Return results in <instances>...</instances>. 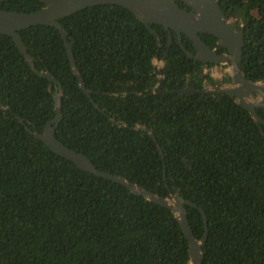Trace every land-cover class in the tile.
<instances>
[{"label":"trees","instance_id":"trees-1","mask_svg":"<svg viewBox=\"0 0 264 264\" xmlns=\"http://www.w3.org/2000/svg\"><path fill=\"white\" fill-rule=\"evenodd\" d=\"M43 6L41 0L0 1L6 10ZM219 7L242 31L244 76L263 79L264 0H219ZM58 21L84 86L105 110L81 89L54 25L19 29L35 67L61 84L58 140L101 170L194 202L185 208L197 238L204 230L201 207L207 218L202 264H264V124L228 93L153 92L159 79L154 58L163 61V90L216 83L203 63L185 54L172 28L150 24L158 48L145 23L115 3L90 5ZM199 36L225 51L215 36ZM181 38L194 51L184 33ZM50 84L12 37L0 33V264H187L188 242L168 207L79 168L18 119L42 131L55 115ZM255 111L264 119V108ZM134 125L151 130L163 155Z\"/></svg>","mask_w":264,"mask_h":264},{"label":"water","instance_id":"water-1","mask_svg":"<svg viewBox=\"0 0 264 264\" xmlns=\"http://www.w3.org/2000/svg\"><path fill=\"white\" fill-rule=\"evenodd\" d=\"M41 1L44 2V6L30 12L0 8V33L10 35L30 68L37 74L46 77L51 82L49 89H51L52 86L56 89V93L53 94L55 115L44 124L42 131L37 129L30 130L27 126L28 120L24 121L20 116H18V119L25 125L26 129H28L30 133L39 138L51 151L74 162L79 168L94 173L97 176L118 182L134 194L141 195L147 200L154 201L162 206L168 207L176 217L181 230L187 239V264H202V246L207 237V218L201 207L198 206V209L204 218V230L201 237L197 238L188 224L187 210L185 208V204L196 206L194 202L181 198L177 191L170 192L168 196L159 195L144 186L131 181L123 175L101 170L97 168L86 155L66 146L58 140L55 132L61 119V84L48 69L38 70L35 67L32 55L26 50L18 30L36 24L54 25L59 30L64 41L71 70L76 75L81 89L88 95L92 104L96 108L105 112V110L100 108L98 103L92 99L89 89L84 86L82 76L76 66L75 58L71 49V43L68 40L65 28L58 20L74 11L90 5L104 3L122 5L132 11L135 16L141 22L145 23V25L152 31L156 37L158 48L159 37L157 31L151 27L150 24L152 23L161 24L167 29L172 28L178 34L179 43L185 54L188 57L193 58L195 61L231 62L230 69L227 71L230 75L229 81H223L212 85L206 84L201 88L185 86L179 89L163 90L160 86L163 77L162 66L155 68L159 79L157 84L154 86L153 92H179L186 95L194 93H228L234 96L238 104L248 110L249 114L258 125L260 123L264 124V119L261 118L255 111L256 108H264V78L259 80L248 79L244 76V73L239 67L242 46L244 44L242 31L236 29L232 21L224 19L219 7V0H182L187 6L191 7V10L180 7L176 0ZM200 32L215 36L218 39L219 45L225 48L227 52L224 54L215 52L201 39L199 36ZM182 33H184L191 40L194 52L188 50L184 46L181 38ZM170 43L171 38L169 39V44ZM167 51L165 55L167 54ZM111 120L120 126H127L125 122H118L114 117H111ZM129 127L131 129L139 127L145 129L156 143L161 155H163L162 148L149 128L145 125H134ZM163 170L165 171V167Z\"/></svg>","mask_w":264,"mask_h":264},{"label":"flooded vegetation","instance_id":"flooded-vegetation-1","mask_svg":"<svg viewBox=\"0 0 264 264\" xmlns=\"http://www.w3.org/2000/svg\"><path fill=\"white\" fill-rule=\"evenodd\" d=\"M205 42V41H204ZM206 43V42H205ZM207 44V43H206ZM219 44V43H218ZM208 45V44H207ZM209 46V45H208ZM222 49H225V48H223L222 46H220ZM194 48V47H193ZM215 52H217V53H220V54H224V53H226L227 52V50L225 49V51H220V49H218V48H212ZM194 52V51H193ZM197 61H199V60H197ZM201 63H203V65H204V71H209V73L211 74V72H210V69L213 67V66H216V65H218V64H221V63H224V64H227V65H230L231 64V62L230 61H228V62H224V61H218V62H213V61H200ZM155 68H157L156 66H155ZM154 68V69H155ZM155 72H156V69H155ZM212 75V74H211ZM225 75H228L229 76V78H230V75L226 72V71H223V72H221V74L219 75V77L218 78H215L213 75V78L216 80V83H220V82H223V81H226L225 79H224V76ZM227 82V81H226Z\"/></svg>","mask_w":264,"mask_h":264},{"label":"rangeland","instance_id":"rangeland-1","mask_svg":"<svg viewBox=\"0 0 264 264\" xmlns=\"http://www.w3.org/2000/svg\"><path fill=\"white\" fill-rule=\"evenodd\" d=\"M153 63L155 64V66L157 68H159V67H161L163 65V61L161 59H159V58H154L153 59ZM229 69H230V65L221 63V64H218L216 66H213L210 69V72L215 78H218L219 75L221 74V72H223V71L227 72Z\"/></svg>","mask_w":264,"mask_h":264}]
</instances>
